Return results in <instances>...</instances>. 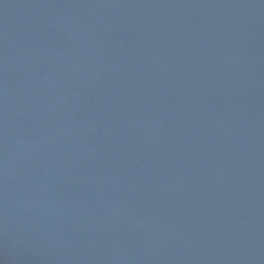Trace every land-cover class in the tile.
<instances>
[{
	"label": "water",
	"instance_id": "water-1",
	"mask_svg": "<svg viewBox=\"0 0 264 264\" xmlns=\"http://www.w3.org/2000/svg\"><path fill=\"white\" fill-rule=\"evenodd\" d=\"M0 264H264V0H0Z\"/></svg>",
	"mask_w": 264,
	"mask_h": 264
}]
</instances>
